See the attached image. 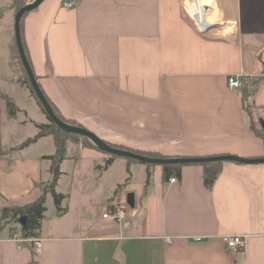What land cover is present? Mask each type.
<instances>
[{
	"label": "crops",
	"instance_id": "crops-1",
	"mask_svg": "<svg viewBox=\"0 0 264 264\" xmlns=\"http://www.w3.org/2000/svg\"><path fill=\"white\" fill-rule=\"evenodd\" d=\"M63 1L42 0L22 20L30 67L62 117L111 145L167 158L264 156L242 92L227 87L230 75L261 77L247 102L254 122L264 118V0H210L204 32L184 0ZM10 5L0 0V210L39 195L55 150L51 135L34 138L46 116L20 80ZM18 93L36 104L34 118ZM109 156L68 140L55 187L66 211L57 215L46 196L40 253L0 229V264H264V163L224 161L206 188L196 163L170 182L160 164L119 156L97 169ZM116 202L124 219L103 218ZM235 234L246 237L242 249L225 244Z\"/></svg>",
	"mask_w": 264,
	"mask_h": 264
},
{
	"label": "trees",
	"instance_id": "trees-1",
	"mask_svg": "<svg viewBox=\"0 0 264 264\" xmlns=\"http://www.w3.org/2000/svg\"><path fill=\"white\" fill-rule=\"evenodd\" d=\"M31 1L32 0H11L10 6H11V8H13L14 12H16L21 6H23L26 3H29ZM25 15H26V13L20 19V39H21V44H22L24 53H25L26 58L28 60L26 48H25V45L23 43V37H22V20H23ZM12 48L14 50L16 61L18 62V65L20 66V68L24 74V77L21 80V83L29 90L30 94L35 98L36 103L39 105V107L41 108V110L45 114V111L42 108L39 101L37 100L36 95H35L32 87L30 85L28 78H27V75H26V73L22 67L19 55L17 53L16 46H15L14 38L12 41ZM35 78L37 79L36 76H35ZM260 80H261V77L259 79L252 80L251 82L244 83L242 85V87L240 88V91L242 92V101H243L244 109L250 118L249 127L256 135L261 137L263 142H264V134H263L262 130L255 125V123L252 119V113H251L250 106L247 102L248 97L255 91L257 84L259 83ZM38 86H39V84H38ZM39 88H40V86H39ZM42 93H43V91H42ZM45 98L48 101L49 105L51 106L54 114L59 119H61L65 123L82 127L77 122L72 121V120H68V119H65L64 117H62V115L59 113V111L55 107V105L46 96H45ZM4 100H5L7 115L9 117L15 116V114L17 112V108H16L14 102L12 101V99L4 96ZM46 118L48 120L47 123L36 125L38 132L36 133L34 138H39V137H42L45 135H51L53 137L54 145H55L54 153L52 155L46 157L50 160L49 171L51 174V178L46 182L37 183V186L40 189V193L33 201L25 203L23 205L5 204L0 210V229L8 227L9 231H14V230L17 231L18 236L23 240V242L26 241L27 239H34V238L39 237L40 231H41L42 221L45 218V216H44V213L46 211L45 200H46L47 195L51 196L53 204H54L55 209H56L57 215L64 213L67 209L66 206H63V207L61 206V202L65 198V196L61 193H58L55 190L57 179L61 174L59 166H60L61 161L65 157L67 141L68 140L77 141V139H78L84 145H88L90 147L98 149L88 138L83 137L81 135L64 132L61 129H59L55 125V123H53L49 119L48 116H46ZM107 144L112 146V147L124 149L122 147H117V146L111 145L109 143H107ZM125 150H129V151H132V152L144 155V156H148V157L167 158V157H165L159 153H154V152L153 153L152 152H141V151L132 150V149H125ZM3 154H5V151L0 148V156H2ZM113 157H114V155H110L105 160V162L102 166L96 167V168L97 169H103V168L107 167V165L111 162V159ZM126 159L128 162L134 161L133 159H129V158H126ZM144 164H146L147 167L153 165L152 163H144ZM196 164L200 165L202 168L203 185L206 188H210L212 186L214 180L218 176L220 170H221L222 162L221 161H208V162H202V163H196ZM184 165L185 164H181V163H163V164H160V166L162 168L163 179L164 180L168 179L171 176H175V177L179 178L181 176V168ZM149 177H150V173H149V170H147L146 182H148ZM127 179H128V177L126 178V180ZM21 216L26 217L25 226L23 228L17 222L18 218ZM28 244H29V247H31L32 244L30 242Z\"/></svg>",
	"mask_w": 264,
	"mask_h": 264
},
{
	"label": "water",
	"instance_id": "water-1",
	"mask_svg": "<svg viewBox=\"0 0 264 264\" xmlns=\"http://www.w3.org/2000/svg\"><path fill=\"white\" fill-rule=\"evenodd\" d=\"M42 0H32L29 3L21 6L14 14L13 19V35H14V42L17 49V53L19 55L22 67L27 75V78L30 82V85L36 95L37 100L41 104L42 108L45 111V115L49 117V119L55 123V125L64 132L72 133L81 135L83 137L88 138L99 150L108 153L110 155L124 157L133 159L143 163H152V164H163V163H181V164H189V163H202L208 161H231L236 163H249V164H256V163H264V156L263 157H255V158H244L236 155H214V156H204V157H177V158H154L144 156L129 150L116 148L108 145L105 141L99 138L97 135L92 133L91 131L80 127L65 123L61 119H59L53 112L51 106L49 105L48 101L46 100L44 94L42 93L41 89L38 86L37 80L33 74V71L29 65V62L26 58L24 53L21 39H20V19L29 11L36 8ZM257 123L264 134V118L259 117L257 118ZM18 224L23 228L25 226L26 217L21 216L17 220Z\"/></svg>",
	"mask_w": 264,
	"mask_h": 264
},
{
	"label": "built area",
	"instance_id": "built-area-1",
	"mask_svg": "<svg viewBox=\"0 0 264 264\" xmlns=\"http://www.w3.org/2000/svg\"><path fill=\"white\" fill-rule=\"evenodd\" d=\"M75 4L74 0H64L62 2V6L65 8H71ZM183 9L186 17L190 20L192 25L198 31H206L208 29L209 23L207 21V16L209 10L211 8L210 0L207 2H203L202 0H184L183 1ZM253 80L252 77L242 76V75H230L227 77V87L230 90L240 89L244 83L251 82ZM170 182L176 181L175 177L169 178ZM126 205L120 202L114 203L112 206L107 208L101 216L107 220H112L116 222H120L124 219L126 215ZM17 237V236H14ZM22 240V239H21ZM196 241L200 239L198 237L195 238ZM26 241L30 242L32 245V250L35 253L41 252V239H27ZM168 242L169 239H166ZM224 241L227 247L242 249L245 246L246 237L244 235L235 234L224 237Z\"/></svg>",
	"mask_w": 264,
	"mask_h": 264
},
{
	"label": "rangeland",
	"instance_id": "rangeland-1",
	"mask_svg": "<svg viewBox=\"0 0 264 264\" xmlns=\"http://www.w3.org/2000/svg\"><path fill=\"white\" fill-rule=\"evenodd\" d=\"M2 24H3V22L2 21H0V26H2ZM17 64H18V62H17ZM18 67H19V69H20V80H22L23 79V77H24V74H23V72H22V70H21V68H20V66L18 65ZM21 95V93H18L16 96H17V98H18V102H20L21 104H25V107L27 108V110H28V114H29V116L30 117H32V118H34L35 117V109H36V104L35 103H28L27 101H25V100H23V97L22 96H20ZM31 97H32V99H34L35 100V98L31 95ZM35 102H36V100H35ZM38 105V104H37ZM27 106H29V107H27ZM38 108L40 109V111L43 113V111L41 110V108L39 107V105H38ZM44 114V113H43ZM48 122V120H47V118L45 119L44 118V123H47ZM255 123V125L257 126V127H259V125H258V123H257V121H255L254 122ZM260 128V127H259ZM76 142H79V140L77 139V141ZM81 142V141H80ZM50 200H51V203L53 204V201H52V198L50 197ZM49 200V201H50ZM48 201V205H49V207H51V205L52 204H50V202ZM45 206H46V204H45ZM44 216H45V213H44Z\"/></svg>",
	"mask_w": 264,
	"mask_h": 264
},
{
	"label": "bare ground",
	"instance_id": "bare-ground-1",
	"mask_svg": "<svg viewBox=\"0 0 264 264\" xmlns=\"http://www.w3.org/2000/svg\"><path fill=\"white\" fill-rule=\"evenodd\" d=\"M203 2H207V0H202Z\"/></svg>",
	"mask_w": 264,
	"mask_h": 264
}]
</instances>
